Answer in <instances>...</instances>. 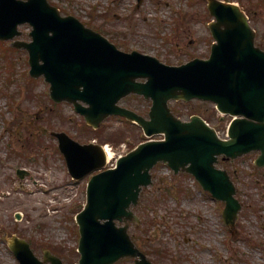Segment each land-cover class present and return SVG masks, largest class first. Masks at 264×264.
<instances>
[{
	"label": "water",
	"instance_id": "95a60500",
	"mask_svg": "<svg viewBox=\"0 0 264 264\" xmlns=\"http://www.w3.org/2000/svg\"><path fill=\"white\" fill-rule=\"evenodd\" d=\"M209 7L217 18L210 25L217 39L210 58L168 65L138 50L118 49L75 16H62L48 0H0V37L14 38L20 33L19 24H32L33 41L14 44L30 50L31 73L45 75L56 100L73 101L96 127L117 113L140 124L149 136L165 135L139 144L115 168L92 176L87 202L77 215L81 232L77 264H111L123 256L138 255L142 257L139 264H152L133 242L128 221L139 222L131 206L137 204L142 187L152 182L150 169L161 160L176 172H192L205 189L225 200V221L236 228L241 208L236 186L216 163L222 154L235 158L260 149L257 163L264 165V50L255 44L256 31L239 5L209 0ZM130 93L152 99L150 118L118 105ZM194 97L212 100L221 112L235 116L229 139L220 138L202 116L184 121L169 106L172 99ZM58 135L74 177L106 164L101 145L80 144L65 133ZM25 173L19 170L21 176ZM116 219L126 224L119 226ZM9 242L22 264L48 260L63 264L49 251L45 261L39 260L28 242L17 236Z\"/></svg>",
	"mask_w": 264,
	"mask_h": 264
},
{
	"label": "rangeland",
	"instance_id": "374dc122",
	"mask_svg": "<svg viewBox=\"0 0 264 264\" xmlns=\"http://www.w3.org/2000/svg\"><path fill=\"white\" fill-rule=\"evenodd\" d=\"M50 1L64 14H75L101 27L121 49H137L170 64L207 57L214 41L208 26L213 17L207 0H142L140 4L138 0ZM235 1L247 10L264 47V0ZM20 28L23 33L19 37L29 40L30 26ZM29 69L26 50L0 43V264H20L3 238L5 230H17L31 238L40 257L47 246H62L65 264H75L79 255L73 248L78 245L79 233L72 207L85 199L89 177L72 179L56 138L47 130H66L82 142H88L94 132L72 104L55 105L49 83L43 77H32ZM121 103L148 115L151 102L130 95ZM171 105L183 119L195 112L215 114L211 102L194 99L172 101ZM100 132L98 139H111L117 152L129 151L141 139L139 128L118 116L108 118ZM220 132L224 135L222 129ZM255 156L247 154L220 164L233 171L237 196L243 203L235 238L222 217L225 204L214 200L193 176H173L163 163L153 169L155 184L144 191L142 205L156 194L160 197L151 212L157 223L150 226V242L141 244L148 250L159 246L160 250L169 248L181 254L179 263L172 262L171 252L167 258L149 254L158 264H264V245L260 243L264 242V172L253 169ZM18 167L31 171L25 189L17 187ZM162 181L163 185L178 184L187 192L162 196L158 190ZM138 211L144 214L142 207ZM116 264H133V259Z\"/></svg>",
	"mask_w": 264,
	"mask_h": 264
},
{
	"label": "trees",
	"instance_id": "16d2710c",
	"mask_svg": "<svg viewBox=\"0 0 264 264\" xmlns=\"http://www.w3.org/2000/svg\"><path fill=\"white\" fill-rule=\"evenodd\" d=\"M111 137H113V140H114V136H111ZM144 221L146 222V224H145L146 227L149 225V223H154L155 222L154 219L148 214H146V216L144 218ZM146 231H148V230H146ZM143 237H144V241L147 242L146 236H143Z\"/></svg>",
	"mask_w": 264,
	"mask_h": 264
},
{
	"label": "bare ground",
	"instance_id": "6f19581e",
	"mask_svg": "<svg viewBox=\"0 0 264 264\" xmlns=\"http://www.w3.org/2000/svg\"><path fill=\"white\" fill-rule=\"evenodd\" d=\"M108 158H109V159L111 158V153L108 154Z\"/></svg>",
	"mask_w": 264,
	"mask_h": 264
}]
</instances>
